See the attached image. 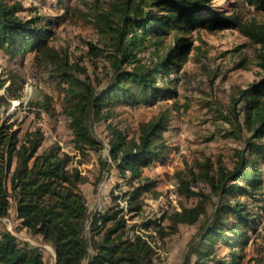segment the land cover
Masks as SVG:
<instances>
[{
  "label": "rangeland",
  "instance_id": "rangeland-1",
  "mask_svg": "<svg viewBox=\"0 0 264 264\" xmlns=\"http://www.w3.org/2000/svg\"><path fill=\"white\" fill-rule=\"evenodd\" d=\"M221 10L238 13L244 21L264 23V10L243 0H212ZM21 3L19 14L25 18L39 15L50 30L47 45L25 54H12L0 48V93L14 90L20 98H10L9 105L0 106L2 120L10 118L14 129L21 134L40 126L46 139L42 149L54 144L73 155V164L81 169L87 180L81 183L89 209L92 212L110 210L119 206L125 210L130 235L143 234L154 246L152 264H181L191 236L197 226L211 218L214 209L227 199L231 204L243 202L254 219L247 231L245 248H231L217 242L210 260L226 258L231 250L244 253L242 264H264V187L250 189L251 193L221 195L202 174L210 162V175H219L221 167L233 170L242 158L241 150L249 137L247 131L238 136H226L233 118V100L237 91L264 76L261 66L260 45L238 29L209 30L195 26L183 35L191 41L190 50L178 60L180 67L172 71L167 82L177 91L176 97L149 98L145 103L129 105L117 100L99 117H90L92 134L99 140V150L86 148L80 151L73 144V122L69 115L68 88L73 79L92 83L101 89L112 75L111 61L115 53L108 25L121 24L120 16L133 6L146 8L149 0H8ZM129 6V7H128ZM157 13L158 10H155ZM177 32L166 34L151 32L149 37L159 38L146 42L138 53L142 63L152 66L174 44ZM180 34V33H179ZM56 58V61L54 59ZM67 58L72 67L67 81L63 82L60 59ZM64 76V75H63ZM160 77V75H158ZM161 77L158 84H165ZM82 85H79L81 87ZM242 106V105H241ZM169 117L162 136L154 143L160 145L161 155L154 163L143 168V175L156 181L150 191L143 193L142 208L135 213L129 208V198L138 181L121 177L116 166L109 167L100 178L102 162H110L109 152L118 134L126 137V145L139 141L143 124ZM243 119V116H242ZM262 142H264L262 140ZM101 154V158L99 155ZM264 178V162L261 161ZM190 196L178 191L181 180H194ZM244 183H240L243 185ZM203 202L204 212L199 224L179 223L170 220L172 212ZM11 215L0 221V229L11 231L20 240L40 246L51 264L55 263L53 247L20 228V221L11 207ZM168 211V212H167ZM148 221H158L144 227ZM24 231V232H20ZM25 239V240H24Z\"/></svg>",
  "mask_w": 264,
  "mask_h": 264
},
{
  "label": "trees",
  "instance_id": "trees-1",
  "mask_svg": "<svg viewBox=\"0 0 264 264\" xmlns=\"http://www.w3.org/2000/svg\"><path fill=\"white\" fill-rule=\"evenodd\" d=\"M258 10H264V0H243ZM146 8L133 6L120 16L121 24L108 25L115 56L111 61L112 75L101 89L92 83L71 81L69 115L73 122V144L79 152L86 148L99 150V140L92 134L90 117H99L117 100L129 105L145 103L149 98L176 97L177 91L167 82L172 71L178 70L180 57L190 50L191 41L183 33L195 26L209 30L238 29L260 45L261 66L264 71V23L243 20L236 12H226L212 0H149ZM129 7V6H128ZM21 3L0 0V48L12 54L47 45L50 30L43 24L42 16L25 18L19 14ZM155 10H158L157 13ZM177 32L174 44L152 66L142 63L138 53L144 51L146 42L154 31L166 34ZM180 33V34H179ZM158 44L159 38H154ZM57 57H54L56 61ZM63 82L68 80L72 68L65 58L60 59ZM64 75V76H63ZM165 84H158L160 77ZM3 84L1 83L0 86ZM79 85H82L79 87ZM233 100V118L226 136H238L247 131L249 137L241 150L242 158L233 170L221 167L219 175L211 176L207 162L203 175L209 178L221 195L264 187L261 161L264 162V76L237 91ZM20 98V93L5 90L0 93V106L9 105L10 98ZM242 105V106H241ZM243 116V119H242ZM10 118L0 116V221L11 215V207L20 228H26L55 251L54 264H152L154 246L143 236L130 235L125 210L119 206L91 213L81 183L87 180L73 155L58 144L42 149L46 139L40 126L29 128L21 134L14 129ZM169 117L159 118L142 125L139 141L126 145V137L117 133L109 158L101 160V179L106 169L116 166L121 177L137 180L129 198V208L135 213L142 208L141 196L156 186L157 182L143 175V168L159 160L161 147L154 140L160 138L168 125ZM101 158V154L99 155ZM194 180H181L178 191L188 196L196 194ZM240 183H244L240 185ZM168 212V211H167ZM204 212L203 202L172 212L170 220L179 223L199 224ZM243 202H220L211 218L197 226L187 244L181 264H242L244 253L231 250L226 258L210 260L217 242L231 248H245L248 234L243 227H251ZM158 221H148L150 227ZM158 224V223H157ZM0 264H51L40 246L20 240L11 231L0 229Z\"/></svg>",
  "mask_w": 264,
  "mask_h": 264
},
{
  "label": "crops",
  "instance_id": "crops-1",
  "mask_svg": "<svg viewBox=\"0 0 264 264\" xmlns=\"http://www.w3.org/2000/svg\"><path fill=\"white\" fill-rule=\"evenodd\" d=\"M20 232H24V231H20ZM25 240V239H24ZM25 241H27V240H25ZM54 254H55V251H54ZM56 256V255H55ZM55 256H54V258H55Z\"/></svg>",
  "mask_w": 264,
  "mask_h": 264
}]
</instances>
